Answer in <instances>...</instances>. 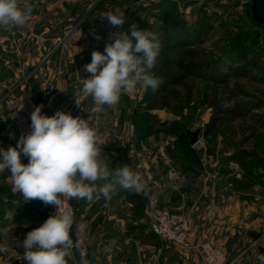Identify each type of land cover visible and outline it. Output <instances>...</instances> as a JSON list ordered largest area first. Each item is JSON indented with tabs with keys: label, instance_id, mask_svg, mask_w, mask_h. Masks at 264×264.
I'll return each instance as SVG.
<instances>
[{
	"label": "rangeland",
	"instance_id": "rangeland-1",
	"mask_svg": "<svg viewBox=\"0 0 264 264\" xmlns=\"http://www.w3.org/2000/svg\"><path fill=\"white\" fill-rule=\"evenodd\" d=\"M251 2V0H19L22 9L28 7L32 9L30 20L22 26L0 28V96L5 100L3 106L6 116L11 98L25 100L28 103L19 90L21 83L27 81L29 95L35 96L38 88L40 89L39 81L43 80L44 76L45 79H52L49 76L53 77L54 70L50 65L56 67L59 64V51L62 48H70L74 40L76 43L89 35L93 38L99 35L101 39L93 40L90 45L87 41L82 42L81 48L94 49L95 46L108 42L109 32L120 30L108 25L107 19H103L105 12L117 8L123 10L126 18L123 31H130L131 26L135 24L140 30L156 34L161 42L164 14L166 10L172 9L174 17L172 23L176 24L172 26L173 31L179 26L180 33L187 31L193 35L201 26H210L208 34L202 39H193L190 36L188 42L180 41L183 43L180 46L192 48L198 60L212 64L211 67L214 68L217 81L192 78V81L198 83V88H201L202 92L208 91L211 95L216 94L223 98L222 102L225 105H232L238 101L261 102L262 105L254 108L251 114L263 115L261 123L257 125L262 132L259 150L264 158V25L252 18ZM241 51H246L248 57L256 59L258 64L254 67L248 66L246 69L241 68L243 62L238 59ZM44 65L46 68L42 71ZM86 74V78L91 75ZM149 88L138 86L134 91L121 95L120 131L123 137L132 136L133 132L135 137L137 133L144 135L145 128L140 123L141 110L147 104ZM29 108L31 110L30 105ZM153 112L169 120L183 117L190 130L201 128L196 148L202 153L208 149L214 152L210 157L206 156L207 164L212 160L216 163L213 167L216 168L217 174L223 172L229 175L234 181H230L228 185H232L231 189L239 194L241 199H246L247 210L249 205L252 206L253 229L247 234L242 249L228 256L227 251L218 245L225 256V264H261L257 256L264 254V162L258 166L251 164L243 166L239 161L230 158L238 146L228 143L226 133L217 131L213 137L204 135L203 128L213 114L212 107L190 104L179 116L167 110ZM7 120L15 130L8 118ZM243 120L253 122L249 117ZM243 120L237 119L236 124L239 125ZM239 137L240 134L237 139ZM163 138V142L154 141V145L164 143L174 159L180 157L178 148H174V139L165 136ZM252 143L253 141H250L246 145L251 146ZM231 162L238 163V167L233 168ZM151 178L161 182V186H152ZM148 181L150 188H160L163 185L154 175H148ZM154 200L159 208L181 211L160 206L156 197ZM72 204L74 205L73 202ZM49 207L50 205L47 206V212ZM77 236L83 235L75 237ZM84 239L86 241L85 237ZM165 243L171 246L174 256L177 257L174 260L177 261L176 264H189L182 260L185 252L189 250L172 242ZM196 250L201 256L197 264H208L203 252Z\"/></svg>",
	"mask_w": 264,
	"mask_h": 264
},
{
	"label": "crops",
	"instance_id": "crops-1",
	"mask_svg": "<svg viewBox=\"0 0 264 264\" xmlns=\"http://www.w3.org/2000/svg\"><path fill=\"white\" fill-rule=\"evenodd\" d=\"M93 40L95 38L89 35L79 42L74 40L70 48H62L58 55L60 66L50 65L54 70L53 77L50 75L52 79H45L44 76L39 81L40 89L35 96L29 95L27 81L21 83L19 89L27 99L31 112L43 104L42 114L51 116L63 110L87 119L90 126L98 129L102 157L109 167L116 169L127 164L142 177L145 190L139 193L118 188L110 201L100 197L89 204L72 199L76 208L72 235L86 238L91 250L85 256L88 264H176L174 260L177 257L171 246L149 227V204L154 197L160 206L186 213L190 219L189 237L193 244L210 240L223 247L228 256L242 249L247 234L253 229L252 206L249 205L247 210L246 199H241L231 189L232 185H228L234 181L229 175L223 172L217 174L213 167L216 163L212 160L207 164L206 158L211 154L200 152V167L184 166L168 153L164 143L154 145V141L159 143L164 136L172 140L173 136L163 133L141 136L137 133L135 137L133 132L132 136L123 137L120 131V102L115 108L105 105L102 112L90 113L94 106L92 97L85 96L81 91L82 81L88 73L84 65L91 62L94 50L103 52L106 46L81 48L85 41L90 45ZM84 46L87 47L86 44ZM45 68L46 65L42 71ZM75 95L81 100L82 110L76 107ZM4 102L0 96V147L7 150L14 147L23 134L12 129L8 123ZM22 162L27 163V158L22 156ZM9 175L7 171L0 174V247L7 248L6 252H0V264H26L22 242L29 231L42 225L50 215L41 201L26 202L19 194L13 195ZM148 175L159 178L162 187L150 188ZM133 194H139L137 200H133L136 198ZM5 210H16L14 220L3 219ZM80 224L85 226L83 233L79 231ZM113 239L117 241L116 246L110 253L105 252V247ZM196 249H187L189 251L185 252L182 260L189 264L199 263L201 256ZM66 259L68 264H80L81 255L70 251Z\"/></svg>",
	"mask_w": 264,
	"mask_h": 264
},
{
	"label": "clouds",
	"instance_id": "clouds-1",
	"mask_svg": "<svg viewBox=\"0 0 264 264\" xmlns=\"http://www.w3.org/2000/svg\"><path fill=\"white\" fill-rule=\"evenodd\" d=\"M124 11L117 8L104 13L108 25L118 31L109 32L103 52L94 50L91 62L84 65L90 73L82 81V93L91 96L94 106L90 113L102 112L104 106L115 108L125 92L138 86L154 92L163 82L152 70L157 64L161 44L156 34L140 30L133 24L123 31ZM32 9H22L19 0H0V28L22 26L30 20ZM130 32V34H129ZM99 40V35L95 36ZM62 91V90H61ZM76 107L82 110L75 95ZM44 105L31 113V131L21 135L14 147H0V174H10L11 192L26 202L41 201L53 205L56 212L39 227L29 231L22 244L26 264H68L70 250L81 249L82 240L73 239L74 211L67 202L75 199L91 204L103 197L110 201L118 188L137 193L145 190L141 175L127 164L111 169L102 157L98 129L87 119L58 110L54 115L42 114ZM22 156L27 163L22 162ZM16 210H5L3 219L14 220ZM81 233L85 226H78ZM117 244L111 240L105 252ZM7 248L0 247V252ZM257 259L264 264V254ZM80 264H88L81 253Z\"/></svg>",
	"mask_w": 264,
	"mask_h": 264
},
{
	"label": "trees",
	"instance_id": "trees-1",
	"mask_svg": "<svg viewBox=\"0 0 264 264\" xmlns=\"http://www.w3.org/2000/svg\"><path fill=\"white\" fill-rule=\"evenodd\" d=\"M164 1V0H161ZM170 9V8H168ZM163 23V38L160 42L161 50L158 56L157 64L153 68V74L160 78L163 82L159 85L157 91L149 88L146 96L147 104L141 110V125L145 128L144 135L161 133L174 137V148H178L180 157L178 159L187 166H202L200 151L191 143L187 133V124L182 115L183 109L190 105H200L204 107H212L213 114L203 128V133L207 137H213L217 131L227 134L228 143L238 146L233 151L230 158H233L243 166L251 164L252 166L261 165L264 162L263 156L260 154L259 147L262 144L260 137L259 125L263 115L253 113L254 108L260 107L262 104L259 100L238 101L232 105H225L223 98H219L216 94L211 95L208 91L202 92L198 88V83L192 81V78H203L209 80H218L214 74L212 64L198 60L192 52V48H183L180 46L188 42L190 36L193 39H202L208 34L210 26H201L196 29L193 35L187 31L180 33L178 27L173 31L172 21H174L173 10H166ZM178 25V24H177ZM173 26V27H172ZM182 43V44H183ZM186 49V50H185ZM243 62L241 68L246 69L248 66L254 67L258 64L254 58H249L246 51H241L238 57ZM211 67V73L209 68ZM154 110H167L175 116L173 119L161 118ZM249 117L253 122L243 120ZM243 121L237 125L236 120ZM255 122V123H254ZM240 137L237 139V136ZM253 141L251 146L246 144ZM208 154H213L211 149L207 150ZM174 154V153H173ZM133 200H137L139 194H133ZM157 235V234H156ZM157 237H159L157 235Z\"/></svg>",
	"mask_w": 264,
	"mask_h": 264
},
{
	"label": "built area",
	"instance_id": "built-area-1",
	"mask_svg": "<svg viewBox=\"0 0 264 264\" xmlns=\"http://www.w3.org/2000/svg\"><path fill=\"white\" fill-rule=\"evenodd\" d=\"M158 1V0H153ZM160 1V0H159ZM31 110L29 104L25 100H17L11 98L9 102V110L7 113V118L10 123L23 135H26L31 131ZM233 168L238 167V163L231 162ZM150 182L152 186H161L155 178H151ZM231 186V184H230ZM67 207H70L74 211L75 207L71 201L67 202ZM56 212V207L50 205L48 209L49 215H52ZM149 227L154 231L164 242H172L174 244L180 245L186 249L197 248L201 250L205 256V260L208 264H225V256L220 250L218 245L214 244L210 240H205L193 244L190 241V219L186 213L182 211H170L167 209H162L157 207L155 200L153 199L149 204ZM82 240L81 249H72L71 252L77 251L80 255L83 252L85 256L90 253V247L85 241L83 236H77ZM73 238L74 240L77 238Z\"/></svg>",
	"mask_w": 264,
	"mask_h": 264
},
{
	"label": "water",
	"instance_id": "water-1",
	"mask_svg": "<svg viewBox=\"0 0 264 264\" xmlns=\"http://www.w3.org/2000/svg\"><path fill=\"white\" fill-rule=\"evenodd\" d=\"M251 14L252 18L264 25V0H251ZM201 128L198 127L194 130H187V133L190 137L191 143L195 145L200 138Z\"/></svg>",
	"mask_w": 264,
	"mask_h": 264
}]
</instances>
